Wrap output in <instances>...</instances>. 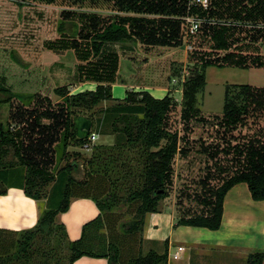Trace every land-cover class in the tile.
Instances as JSON below:
<instances>
[{
    "label": "trees",
    "instance_id": "trees-1",
    "mask_svg": "<svg viewBox=\"0 0 264 264\" xmlns=\"http://www.w3.org/2000/svg\"><path fill=\"white\" fill-rule=\"evenodd\" d=\"M100 2L123 14L104 17L62 10L58 36L44 42L54 52L72 50L77 77L95 81V89L71 93L68 85L57 86L53 91L61 101L55 104L39 93H12L0 83V104L18 100L6 120H0V172L21 166L25 172L20 188L31 198L45 200L34 227L0 228V264H72L83 255L104 257L108 264H167L166 251L143 252L142 230L145 215L159 212L170 191L174 159L185 152L180 141L186 140L168 127V115L176 104L169 94L156 98L147 90H127L124 98L113 97L119 55L108 45L137 40L148 47L180 46L183 27L172 16L212 17L214 24L204 22L199 29L208 50L192 51L189 58L194 55L199 63L195 76L183 84L180 115L187 122L200 114L196 96L205 86L206 67L264 64L255 54L257 43L264 45V29L257 27L264 24V0H210L207 10L189 9V0ZM75 115L91 120L89 133L112 134L113 143L94 145L89 155L68 151L67 146L80 147L85 141L75 137ZM249 117L256 124L262 121V126L249 143L234 146L243 160L237 159L232 174L217 185L210 183V172L195 181L200 189L192 198L201 208L180 210L177 225L218 229L224 196L239 182L247 184L253 200H264V88L227 84L216 124L227 132L246 125ZM203 151L209 156L216 152L207 147ZM79 173L81 178L73 175ZM11 183L7 176L0 178V194ZM77 198L91 199L99 213L82 225L77 239L70 240L58 216ZM245 264H264V247L249 252Z\"/></svg>",
    "mask_w": 264,
    "mask_h": 264
},
{
    "label": "rangeland",
    "instance_id": "rangeland-1",
    "mask_svg": "<svg viewBox=\"0 0 264 264\" xmlns=\"http://www.w3.org/2000/svg\"><path fill=\"white\" fill-rule=\"evenodd\" d=\"M100 1L54 0L52 3H46L39 0H0V3L4 2L0 4V78L8 76L9 80L13 82V88L16 89L22 87L19 82L20 79H23L26 69L23 63L39 59L44 62L43 65L45 66L51 60L58 59L57 61H60L58 63L61 65L52 67V71L59 76L52 78V81L44 78L40 88L44 94L52 96L53 103L60 102L61 97L52 92L53 88L62 85L66 81L73 80L72 76L75 73V65L78 61L72 50H62L56 53L47 50L43 44L45 41L55 39L58 36L56 27L61 18L62 10L95 12L104 17L115 13L123 14L110 9L105 2L101 5ZM187 4H189V9L194 7L190 5V2ZM186 15L198 17L202 20L199 23V29L204 22L214 24L215 21L212 17L200 16L196 13ZM148 17L161 18L162 16L148 15ZM183 17L172 16L173 19H179L180 26L183 27L184 38L180 46L173 48L167 46L148 47L137 40L108 45L109 48L119 54L117 80L132 86L135 85V81L151 84L156 82L158 85L168 86L171 93L169 95L173 101L177 100L175 101V108L168 115L167 124L170 129L177 130L181 138L184 135L186 140V142L184 140L180 141V147H183L185 152L182 156L177 154L174 159V174L179 171L183 176H173L170 191L160 202V209L163 205L166 207L173 205L177 211L186 210L187 208L199 210L201 205H198L192 198L193 193L200 189L199 184H196L195 181L202 178L205 173L210 172L213 176L210 183L213 185L219 184L222 177L232 174L235 166H238L236 160H243V155L238 156L232 150L231 143L241 145L245 138L254 136L253 134H259L260 128L256 124L257 120L253 119L254 121H252L250 117L246 120L245 128L242 126L243 129H240L241 126L238 125L234 130L223 132V128L214 127L217 123L215 116L222 112L224 84L229 82L264 86V64L248 68L234 66L207 67L205 69L206 84L196 96V104L199 107L200 114L191 118L188 122L183 121L180 115L183 101V84L184 81L195 76L197 63H199L198 60L194 59V55L191 56L190 61V55L193 52L200 53L203 50H208L209 45L199 29L193 35H185ZM256 47H259V50L255 54L264 61V45L257 43ZM201 68H203L202 65H200ZM28 70L32 76L36 73L39 75L40 72L45 74L47 71L46 67L39 66L30 67ZM36 78H31L30 82L37 83L41 81L40 78H37L39 81ZM119 90L113 89V97L122 98L125 95L124 88L122 91ZM16 103H18V100L12 98L8 103L0 104V120H6L12 111L11 107ZM42 121H46V119H42ZM185 127H189L188 130ZM243 131H245L244 134ZM203 137H205V140ZM211 138L214 139L213 142H211ZM230 140L232 141L230 142ZM206 141L207 144L204 143ZM211 143L224 145L222 150L216 152L215 162L212 161L213 158L208 155V152L203 151L204 147L211 151ZM94 145H99L98 140ZM80 151L89 155L92 149ZM180 157L188 159L181 167H179L180 163L176 164ZM210 161L211 164H209ZM241 161L240 163H242ZM74 175L78 176L80 174ZM165 213L167 215L169 211L166 210ZM127 217V219L130 218V216Z\"/></svg>",
    "mask_w": 264,
    "mask_h": 264
},
{
    "label": "crops",
    "instance_id": "crops-1",
    "mask_svg": "<svg viewBox=\"0 0 264 264\" xmlns=\"http://www.w3.org/2000/svg\"><path fill=\"white\" fill-rule=\"evenodd\" d=\"M225 24L230 23L226 22ZM257 27L264 29V24L260 23ZM57 60H51L45 66L43 65L44 62H41L39 59L27 61L25 63L22 62L26 68L25 73L23 74V79H20L19 82L22 87L14 89L12 86L13 82L9 80L8 76L1 77L0 83L7 87L12 93H18L20 95L39 93L42 96H47L51 99L52 96L44 94L40 85L44 78H48L49 81H52V78L59 76L52 71V67H59L61 65L58 63L60 61ZM33 66L46 67L47 71L45 74L40 72L39 75L36 73L32 76L29 73L28 68ZM36 76L37 78H40L41 81H39ZM34 77L39 82H30L31 78ZM72 78V81L62 83V85H68V89L71 93L83 90H93L97 84L92 80H80L76 75V65L75 73ZM117 79L116 75L115 82L111 84V91H113V89H120L119 91H122L124 88L125 95L127 90H147L156 98H162L164 95L170 93L168 86L161 84L158 85L156 82H152L155 84H151L135 81V85L132 86L120 82ZM55 80L57 81V79ZM227 84L247 83L226 82L224 84V91ZM251 86L264 88V86ZM125 95L122 98H124ZM175 101L177 100L175 99ZM222 113L223 106L222 112L215 115L221 116ZM259 123L261 125L258 124V128L262 126V123ZM218 126V124L214 125L216 128H218ZM243 128H245V126H243ZM243 128L241 126L240 129ZM95 133L97 134L96 140H98L99 145H111L114 141L112 134ZM244 133L245 131H243V134ZM251 138L252 136L245 138L240 146L249 143ZM203 139L205 140V137H203ZM211 140V142L214 141L212 138ZM231 141L232 140H230V142ZM204 143L207 144V141ZM231 144L234 149V142ZM211 146L212 150H216L218 153V150H222L224 145L221 144L220 146L218 143H211ZM67 150L80 151L81 149L80 147L70 145L67 146ZM216 152L211 156L213 162L216 161ZM187 161V158L181 157L176 164L180 163L179 167H181ZM211 163L212 162L210 161L209 164ZM24 172L25 171L21 166L9 168L6 173L3 171L0 172V178L7 176L12 182L9 184L6 191L0 194V228L20 231L34 227L39 214L45 205L44 199L37 200L31 198L25 195L20 188V182L24 176ZM174 175L175 177L180 175L183 176L179 171ZM76 178H81V174L76 176ZM166 210L169 211V214L167 215L165 213ZM98 213L99 210L91 199L77 198L73 199L69 208L65 212L60 213L58 217L65 226L68 238L74 240L80 236L82 225L89 219L95 217ZM179 215V210L177 211L173 205L167 207L163 205L159 212H151L145 215L142 230L143 252L150 249L157 252L166 251L167 264H245L246 256L249 252L264 247V200H253L247 184L244 182L236 183L227 190L223 200L221 224L218 229L210 230L204 227L177 225L176 223ZM179 247L182 249H179ZM174 253H177L176 258L172 257ZM72 264H108V260L104 257H90L83 255L74 260Z\"/></svg>",
    "mask_w": 264,
    "mask_h": 264
},
{
    "label": "built area",
    "instance_id": "built-area-1",
    "mask_svg": "<svg viewBox=\"0 0 264 264\" xmlns=\"http://www.w3.org/2000/svg\"><path fill=\"white\" fill-rule=\"evenodd\" d=\"M190 5L192 6H199L202 9H207L209 7V0H189ZM183 21L185 23V35H193L197 32L199 29V26L201 23V19L198 17H193L191 15H186L183 17ZM97 138V134L95 132L88 133L87 137L85 138V141L80 146L81 150L89 151L94 146L95 140ZM179 249H182L179 247ZM173 258L177 257V253H174L172 255Z\"/></svg>",
    "mask_w": 264,
    "mask_h": 264
},
{
    "label": "water",
    "instance_id": "water-1",
    "mask_svg": "<svg viewBox=\"0 0 264 264\" xmlns=\"http://www.w3.org/2000/svg\"><path fill=\"white\" fill-rule=\"evenodd\" d=\"M74 133L77 139H85L91 130L92 122L83 115L73 116Z\"/></svg>",
    "mask_w": 264,
    "mask_h": 264
}]
</instances>
